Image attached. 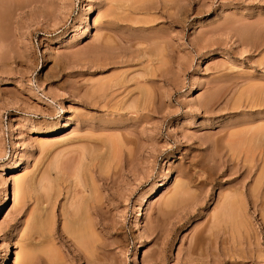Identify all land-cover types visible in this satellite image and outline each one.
<instances>
[{
  "label": "rangeland",
  "instance_id": "rangeland-1",
  "mask_svg": "<svg viewBox=\"0 0 264 264\" xmlns=\"http://www.w3.org/2000/svg\"><path fill=\"white\" fill-rule=\"evenodd\" d=\"M0 264H264V0H0Z\"/></svg>",
  "mask_w": 264,
  "mask_h": 264
},
{
  "label": "bare ground",
  "instance_id": "bare-ground-1",
  "mask_svg": "<svg viewBox=\"0 0 264 264\" xmlns=\"http://www.w3.org/2000/svg\"><path fill=\"white\" fill-rule=\"evenodd\" d=\"M257 141V140H256ZM22 189V188H21ZM88 205V204H87ZM95 207V206H94ZM86 209V208H85ZM86 211V210H85ZM92 215V214H91ZM85 228V227H84ZM85 229H88V228H85ZM84 232V231H83ZM81 234V233H80Z\"/></svg>",
  "mask_w": 264,
  "mask_h": 264
}]
</instances>
